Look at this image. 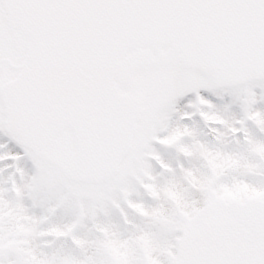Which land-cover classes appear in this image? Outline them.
Returning a JSON list of instances; mask_svg holds the SVG:
<instances>
[{
	"label": "snow or ice",
	"instance_id": "snow-or-ice-1",
	"mask_svg": "<svg viewBox=\"0 0 264 264\" xmlns=\"http://www.w3.org/2000/svg\"><path fill=\"white\" fill-rule=\"evenodd\" d=\"M0 264H264V0H0Z\"/></svg>",
	"mask_w": 264,
	"mask_h": 264
}]
</instances>
